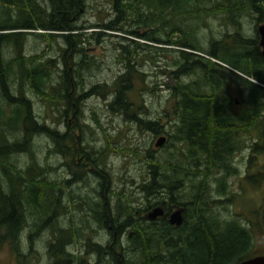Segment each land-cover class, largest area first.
<instances>
[{
  "label": "trees",
  "instance_id": "trees-1",
  "mask_svg": "<svg viewBox=\"0 0 264 264\" xmlns=\"http://www.w3.org/2000/svg\"><path fill=\"white\" fill-rule=\"evenodd\" d=\"M197 1L112 0L114 17L104 25L110 29H121L120 23L125 17L134 14V24L142 32L128 30V33L155 43L183 48L178 49L172 61L174 69L168 71L174 79L169 88L176 121L170 124L174 128L169 135L171 142L164 146L179 149L176 144L181 143L185 148L183 159L171 156L161 160L154 156L147 162L149 178H145L139 188L145 195H153L155 204L162 206L164 212L160 217L154 220L140 217L139 210L131 204L132 200L122 197L119 211L111 220L116 226L112 231L116 230L117 234L123 232L128 254H137L138 258L131 261L132 256L122 254L121 264H237L250 256L264 255V252L252 249L253 228H257L259 235L264 237V204L260 210L252 212L254 216L261 214L255 224L237 214L220 215L210 206L211 203H220V198L227 195L226 177L237 174L231 158L243 144L238 137L239 132L256 130L249 144L250 151L264 154V56L259 52L256 35L253 38L242 36L238 20L241 12L249 9L255 12L256 21H264V0H221L222 3L209 9L196 7L193 10L196 13L202 10L206 13L224 11V21L233 26V32L225 33L221 41L210 39L207 50H203L193 37L188 40L171 20H164L163 12L169 10L172 11L170 13L185 14L189 11L188 4L195 6ZM82 7L83 0H0V250L8 246L17 264L23 256L19 248L25 221L23 202L38 206L46 189L53 186V182L42 175L44 169L33 159L30 139L33 135H45L55 143L59 152L66 153L59 147L63 135L35 118L26 91L45 99H55L62 113L66 114L72 108L69 80L73 74L77 77L79 71L71 69L73 64L63 56L57 87L51 86V72L56 67L54 60L45 57L42 50L25 54L23 45L28 34L49 43L55 36L52 31L61 32L58 36L67 46L77 44L84 34L79 28L81 26H77L70 17ZM167 25H170L167 30L162 28ZM175 33L180 34L172 39ZM118 44L122 49L126 48L121 42ZM134 44L138 48L139 45ZM79 63L83 61L79 60ZM136 65L138 63L134 59L125 58L124 71L114 80L115 95L109 102L110 108L121 107L126 116L129 103L123 97V90L132 76L142 74ZM236 71L251 79L240 76ZM189 74L197 76L187 82L181 80ZM231 84L243 91L239 98L242 105L239 113L229 109L230 98L226 92ZM99 87L103 86L94 85L92 88ZM131 118L138 121L143 129L159 132L156 121ZM21 152L28 153L31 160L25 169H16L8 159ZM34 168L38 174L32 173ZM257 176V180L253 175H246L245 179L251 183L260 178L264 180L263 172ZM209 180L215 183L213 190ZM212 192L216 199H212ZM172 207L182 208V221L178 226L167 221ZM93 209H97L96 204ZM145 211L146 208L142 209ZM95 214L103 227L111 225L104 208ZM65 232L58 227L57 236L49 242L47 250L51 257H66L62 252L69 242L63 237ZM64 264L67 263L64 261Z\"/></svg>",
  "mask_w": 264,
  "mask_h": 264
},
{
  "label": "rangeland",
  "instance_id": "rangeland-1",
  "mask_svg": "<svg viewBox=\"0 0 264 264\" xmlns=\"http://www.w3.org/2000/svg\"><path fill=\"white\" fill-rule=\"evenodd\" d=\"M111 2L112 0H83L82 9L70 17L77 26H81L79 28H82L84 34L75 45L67 46L62 37L58 36L61 33L58 31H52L55 36L49 43L26 35L23 45L25 54L42 50L45 57L52 58L56 64L51 72V86L57 87L63 56L69 64H73L71 69L77 68L79 71L77 77H73V74L69 80L72 108L67 110L66 114L62 113L61 106L55 99H45L44 96L26 91L35 118L48 124L59 135H63L59 147L66 153L63 155L59 152L55 143L45 135H33L30 139L33 159L44 169L42 175H45L47 181L53 182V186L46 189L38 206L23 202L25 221L20 232L19 248L23 255L20 264H64L65 257L56 260L61 261L60 263L54 262L56 258L51 257L47 250L49 242L58 233V227L66 231L63 235L64 239H69L66 249L73 253V258L82 254L85 249L89 251V243L92 241L100 246L110 244L112 238L108 232H113L112 228L116 226L109 221L112 227L110 225V229H107L96 221L95 213L91 210L93 205L100 204L95 211L101 212L102 202L105 200L108 217H114L119 211L122 197H127L132 200V206L139 210V216L147 219L146 213L152 207L161 206L155 204L153 195H145L139 188V184L149 178L147 162L154 156L160 157L161 160H167L171 156L183 159L185 148L181 143L176 144L179 149L164 147L171 142L169 135L174 128L170 124L176 121L169 88L174 84V79L168 71L174 69L171 67L172 61L178 49L183 48L155 43L128 33V30L142 32V29L136 28L134 24V14L125 17L120 23L121 29L105 27L108 20L114 17ZM219 3H222L221 0H198L195 6L188 4V13H170L172 11L169 10L163 12L164 20H171L172 25L179 26L188 40L191 41L193 37L203 50H207L210 39L221 41L225 33L233 32V26L224 21V11L206 13L202 10L203 12L196 13L193 10L196 7L209 9ZM254 13L246 9L238 17L240 33L245 38H253L256 35V26L264 23L263 20L256 21ZM168 27L170 25L162 28L167 30ZM179 34L175 33L171 38L174 39ZM120 42L125 45V49L119 46ZM134 43L139 45L138 48ZM184 50L207 57L197 51L186 48ZM127 57L138 63L136 68L142 74L132 76L127 88L123 90V97L129 103L126 116L121 107L110 108L109 102L115 95L114 80L124 71ZM79 60L83 63L77 64ZM236 72L248 80L251 79ZM196 76L189 74L181 77V80L187 82ZM94 85L103 87L92 88ZM242 92L239 86L233 84L227 88L229 109L235 113H239L242 108L239 102ZM233 100L238 102L233 103ZM132 116L142 121H156L159 132L143 129ZM255 131L249 133L247 129L239 132L238 137L243 144L231 158V164L236 167L237 174L226 177L228 192L225 197L220 198L222 201L210 204L212 210L220 215L237 214L241 218H249L253 224L259 222L261 214L254 216L252 212L260 210L264 204V180L260 178L256 183H251L245 179L246 175H253L257 180V175L264 173V154L252 152L249 147ZM160 136L165 140L161 145L155 146L154 143ZM8 160L16 169H25L31 159L28 153L21 152L11 155ZM95 166L102 170L91 176L88 172H83L85 169H94ZM34 170L32 173L38 174L37 169ZM208 184L213 190V180H209ZM183 185L185 188V182ZM216 197L212 192V199ZM229 197L230 199L226 200ZM145 208L146 211L142 212ZM173 209L175 208H170V211ZM253 229L255 236L252 249L264 252V237L259 235L257 228ZM114 231L116 243L121 246L120 254L132 256L131 261H136L137 254H128L123 232L117 234L116 230ZM116 251H119L118 247ZM87 258L90 262L97 260L93 254H88ZM112 259L113 257H108L105 260L108 262H103V258H100L99 264H111ZM0 264H17L14 253L8 246L0 250ZM73 264L80 263L77 261Z\"/></svg>",
  "mask_w": 264,
  "mask_h": 264
},
{
  "label": "flooded vegetation",
  "instance_id": "flooded-vegetation-1",
  "mask_svg": "<svg viewBox=\"0 0 264 264\" xmlns=\"http://www.w3.org/2000/svg\"><path fill=\"white\" fill-rule=\"evenodd\" d=\"M255 33H256V30H255ZM256 36H257V33H256ZM257 41H258V37H257ZM101 170L102 169L99 166H95L94 169H85L83 172H88V175L91 176V175H94V173H97L98 171H101ZM70 180H72V178ZM68 182H71V181L68 180ZM100 194H101V192H100ZM101 196H102V194H101ZM95 204L97 206L100 205V204H97V203H95ZM94 205H93V208H94ZM105 207H106L105 200H103V202H102V208H104V211H105ZM91 210L94 211V209H91ZM94 213H95V211H94ZM109 216H110V220L109 221H111L113 219V216H111V215H109ZM167 217H168V214H167ZM95 219L97 221V217L96 216H95ZM107 229H110V226H108ZM108 235H111V238H112V240L110 241V244H104V245L100 246V245H98L97 242L92 241V242L89 243V245H90L89 251L87 249H85V251L82 254H80V255L78 254L76 258H73L72 257V255H73L72 252L67 251L66 246L69 243H66L65 244V247L62 249L63 255L64 254L66 255L65 262L67 264H73L74 262H77V261L80 264H99L100 258L101 259L103 258V262H108V261H105V260L108 257H113V259L111 260V264H121V254H120L121 246H120V243H116V240H115L116 239L115 231L108 232ZM117 247H118L119 251H116V248ZM88 254H93L97 258V260H95L93 262H90L88 260V258H87V255ZM53 258H56L54 260V262H56V260L59 259L57 257H53ZM60 260H62V259H60Z\"/></svg>",
  "mask_w": 264,
  "mask_h": 264
},
{
  "label": "water",
  "instance_id": "water-1",
  "mask_svg": "<svg viewBox=\"0 0 264 264\" xmlns=\"http://www.w3.org/2000/svg\"><path fill=\"white\" fill-rule=\"evenodd\" d=\"M255 30L258 37L257 45L259 47V52L262 56H264V23L258 24ZM164 140L165 138L163 136H160L157 138L154 145L159 146L163 143ZM181 213H182L181 207H176L175 209L171 210L168 213V217H167L168 223L173 226H178L182 221ZM162 214H163V209L161 208V206H154L146 213V217L148 220H153L157 217H160ZM237 264H264V255L263 254L253 255L241 260Z\"/></svg>",
  "mask_w": 264,
  "mask_h": 264
}]
</instances>
